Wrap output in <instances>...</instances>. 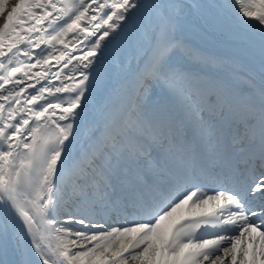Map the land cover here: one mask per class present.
<instances>
[{"label":"snow or ice","instance_id":"6c2138e0","mask_svg":"<svg viewBox=\"0 0 264 264\" xmlns=\"http://www.w3.org/2000/svg\"><path fill=\"white\" fill-rule=\"evenodd\" d=\"M59 2L0 0V90L7 92L0 96V264H31L13 243L17 218L42 264H264V78L257 84L235 71L193 72L174 63L178 55L219 63L178 35L190 16L203 19L216 6L149 5L155 26L143 67L119 104H104L77 135L95 88L90 72L98 50L145 5ZM219 7L258 32L264 45V0ZM37 33L47 39L37 36L33 44ZM69 33L95 38L82 58L68 59H79L80 79L45 86L49 57L58 44L67 49ZM42 43L50 51L34 64L16 59L22 45L30 58L29 49ZM66 54L54 56L56 63ZM113 215L123 217L119 227H109ZM37 216L54 246L37 242Z\"/></svg>","mask_w":264,"mask_h":264},{"label":"bare ground","instance_id":"6f19581e","mask_svg":"<svg viewBox=\"0 0 264 264\" xmlns=\"http://www.w3.org/2000/svg\"><path fill=\"white\" fill-rule=\"evenodd\" d=\"M67 2L78 3V0H67ZM88 2L91 3V0H88ZM100 2L103 3V0H100ZM142 2L144 3L145 7L137 9L133 13L132 18L129 19L124 25L123 31H119L118 35L110 38L107 41L106 46L102 43V54L100 50L97 52V60L94 61L95 69L94 71L90 72V85L94 84L95 88L93 89L90 86V94L86 96L87 105L80 119V128L77 130V135H80L81 131L92 123L93 119L97 117L99 110L104 104L108 103L110 100L116 104H119L120 99L127 94L134 74L143 67V64L147 58L149 47V33L155 26L154 22L150 21V16L152 15L153 10L149 7V5L159 3L160 0H142ZM189 2L190 0H185V3ZM53 3H57L58 7L62 6L59 0H53ZM92 7L95 9L96 5L93 4ZM49 11H51V9H49ZM56 14L57 13L55 12L53 13V15ZM92 14H95V12ZM188 21L193 24L197 22L202 26V23L205 22V19L190 16ZM0 23H2V20H0ZM44 26L47 27L46 24ZM87 26L88 25L86 24H82V27ZM205 28L211 37V43L209 45H204L202 43L203 40L199 39L197 34L192 36L188 35V29L181 30L178 35L184 40L188 47L193 49L200 56L214 57L216 60H226L225 64H222L221 66L223 67L221 68L223 70L217 69L215 65H209L208 69H214L212 71H208L209 73L230 75L233 71H235L244 79L252 78L254 81L257 80L258 83L262 78H264L263 75L258 72V67L255 68L257 63H264V58L261 57L259 53L262 51L261 41L259 42L254 38L244 40L243 38L235 37L231 33H225L222 31V29H218L212 24L208 27L205 26ZM73 35H75V39H73ZM37 36L47 39V35L44 33L34 34L33 44H35ZM94 39L95 38L93 37H88L85 39V34L82 33H69L65 37L67 49H65L63 45L58 44L53 56L49 57V67L51 68L49 75L58 70L59 79L55 78L54 80H49L47 82L41 81V84L45 86L59 87L61 86V82L71 85L73 83V80L71 79L72 77H75L76 80H79L80 70L82 68L79 59H72L70 63H68V59L69 57L82 58L85 52L91 47V43L94 41ZM223 42H228L233 47H227L226 45L220 44ZM255 46L257 47L256 50L253 49L256 48ZM25 47H27V45L21 46L22 52ZM246 48H249L250 51L254 50L253 52L255 55L251 53L254 58V62L249 58H245L244 60L242 59V55L245 53ZM221 49L227 50L228 52ZM29 50L34 53L32 57H24L21 52V55L16 57V59L22 60L25 64H34L36 59L40 57L41 54L47 55V52L50 51V48L47 44L42 43L39 48H30ZM64 51L67 52L64 60L57 64L54 56L59 55ZM64 61H66V63H64ZM5 63H7L6 60ZM65 64H67V67L64 66ZM218 64H220V62ZM227 64L228 66H226ZM41 70L42 69L39 66L35 69H32L33 72ZM3 74V71H0V75ZM93 77H95V79H93ZM17 78L22 79L19 74ZM27 82L29 81H26V83ZM30 82L35 84V80ZM41 84H37L36 88L38 89ZM5 87L10 88L11 85H6ZM16 90L18 91L19 89L17 88ZM28 91L31 93L30 89ZM156 94L161 96L164 95L163 91L160 89H157ZM3 95H7V92L0 90V96ZM62 95L65 100L71 99V96L68 94ZM23 100L24 97L22 96L21 104H23ZM83 103L84 101H82V104ZM17 107H19V105ZM36 111H39V109L37 108ZM24 118L28 117L25 116ZM28 139L30 140L31 138L29 137ZM36 219L37 224L34 226V229L36 231L37 242H41L45 245L51 243L54 246L56 241L47 232L45 222L39 216H37ZM98 222L103 223V220ZM15 231L19 233V239L14 238L13 243L18 244L20 251L26 254L25 258L30 260L31 264H42L39 255L33 248V237L30 233H28L27 225L22 218L16 219ZM41 235L45 236L43 241H40L39 239ZM53 261H55V257H53Z\"/></svg>","mask_w":264,"mask_h":264},{"label":"rangeland","instance_id":"374dc122","mask_svg":"<svg viewBox=\"0 0 264 264\" xmlns=\"http://www.w3.org/2000/svg\"><path fill=\"white\" fill-rule=\"evenodd\" d=\"M174 60H176L177 64L179 65L178 67H181V68H184L186 65H191V67H194L196 70L200 69V68H203L202 64H198V62H195V61L194 62L190 61V59L188 57L186 58V56H185V58H184L183 55L176 56L174 58ZM223 63H224V61H222V63L220 62V64L217 63L215 66L216 67L219 66V65L221 66V64H223ZM242 86H246V85H242Z\"/></svg>","mask_w":264,"mask_h":264}]
</instances>
